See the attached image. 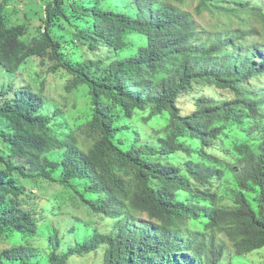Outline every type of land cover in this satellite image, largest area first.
Returning <instances> with one entry per match:
<instances>
[{"label": "trees", "instance_id": "trees-1", "mask_svg": "<svg viewBox=\"0 0 264 264\" xmlns=\"http://www.w3.org/2000/svg\"><path fill=\"white\" fill-rule=\"evenodd\" d=\"M42 1L29 39L15 1L0 0V72L14 77L0 87V264H70L97 252L101 264L251 263L264 250V68H255L264 1ZM33 58L69 77L67 94L87 90L70 133L56 134L19 82ZM205 88L227 97L193 94ZM183 98L195 102L189 111ZM140 116L162 124L151 141ZM18 179L60 186L115 229L72 225L55 202L40 212Z\"/></svg>", "mask_w": 264, "mask_h": 264}, {"label": "rangeland", "instance_id": "rangeland-1", "mask_svg": "<svg viewBox=\"0 0 264 264\" xmlns=\"http://www.w3.org/2000/svg\"><path fill=\"white\" fill-rule=\"evenodd\" d=\"M15 5L20 9V13L17 15V19L21 22H29L28 28V38L33 39L39 36V27L42 24L40 19L33 15L34 11H41V5L43 4L42 0H14ZM42 1V2H41ZM264 1V0H263ZM263 42V41H262ZM261 40H258L257 43H262ZM264 44V43H263ZM85 52L86 49L83 48L80 50ZM104 59L113 58L115 55L105 51L102 54ZM80 56V55H79ZM86 58H92L93 54L90 52H85ZM256 56L262 59L255 61V68L262 69L264 68V48L256 52ZM48 63L46 66L41 64V59H30L22 71L18 74L19 82L23 87H28L32 90L33 93L39 96V99L42 102L40 112L45 116H50L54 118L53 128L54 132L58 135L63 133H70L73 129L76 128V124L82 120V116L86 113V105L88 104L87 100V90H83L77 96L67 94L65 91L69 77L66 76L63 72L57 74L48 73ZM18 79V78H17ZM14 80L7 73L0 72V87L4 85H9L10 82ZM211 89H198L195 93L197 98L201 96L216 95L217 97L225 98L227 94L224 91H210ZM189 97L195 101L194 96L189 94ZM195 102L189 101V98L182 99V111H189ZM185 107V108H184ZM60 112L59 116H56L54 113ZM145 115V114H144ZM162 124L158 121H153L149 126H145L142 122V117L136 125L140 136L142 139L147 137L151 138L155 135V131L161 129ZM221 149L228 147L224 144H220ZM218 155L222 156L220 151L217 152ZM19 184L25 188L27 191L31 192L35 197L34 203L40 212L51 210L52 202H55V205H60L59 209V219H64L66 222L74 225L75 223H89V221L94 220L95 224L90 225L92 230H97L102 234L111 233L116 227V221L113 219L102 220V218H96L91 214H88L85 210L78 209L74 207L68 200L70 199L69 192L63 190L58 185H47L45 183H38L37 185H32L22 179H18ZM226 203L231 204L230 200ZM145 215L142 214L137 221H145ZM1 245V244H0ZM7 247V245H1L0 248ZM264 255V250H258L249 254V258L252 262H259ZM236 263L245 262L242 258L240 260L236 259ZM251 262V263H252ZM102 263V253L97 252L90 256L83 258L74 257L71 259L70 264H101ZM245 263V264H251Z\"/></svg>", "mask_w": 264, "mask_h": 264}]
</instances>
